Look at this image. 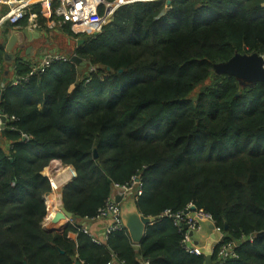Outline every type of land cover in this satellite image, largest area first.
<instances>
[{"label": "trees", "instance_id": "1", "mask_svg": "<svg viewBox=\"0 0 264 264\" xmlns=\"http://www.w3.org/2000/svg\"><path fill=\"white\" fill-rule=\"evenodd\" d=\"M58 28L83 40L73 52L84 68L54 61L11 86L1 73L0 264H203L160 216L189 203L237 242L222 260L215 245L212 264H264V82L214 73L236 54L264 55V0L135 1L98 33ZM29 63L15 59L13 75ZM52 160L76 174L61 189L75 221L61 232L42 226ZM135 175L136 209L157 220L137 245L124 226L96 244L76 221Z\"/></svg>", "mask_w": 264, "mask_h": 264}, {"label": "built area", "instance_id": "2", "mask_svg": "<svg viewBox=\"0 0 264 264\" xmlns=\"http://www.w3.org/2000/svg\"><path fill=\"white\" fill-rule=\"evenodd\" d=\"M9 6V11L0 17L1 21H7L11 25H16L19 21L25 17L29 19L28 25L31 29H37L42 25L51 27L53 24L61 26L62 24L69 23L70 29L74 33H87L95 34L101 31L102 27L109 23L115 10L126 3L135 1H153V0H5ZM35 3H46L49 8L47 13V20L43 23L38 21V14L32 11L31 6ZM54 61H69V57L64 55L45 52L38 62L29 63V72L24 75L15 76L12 75L9 78L8 85H17L21 82L27 81L30 75H35L44 71ZM7 81L3 79V75L0 73V91L6 87ZM11 119H15L13 116ZM23 138L27 139L26 135ZM48 180L51 187V192L57 188V183L53 176L48 175ZM141 194V181L138 175L131 178L130 182L124 185L115 184L111 195L106 199L104 205L98 209L95 218L104 219L107 221L101 236H95L88 232V230L82 226V231L87 233L93 242L96 244H104L107 241L109 235L123 227L121 219V205L115 202V195H120L123 199L131 198L136 199ZM160 216H167L173 220V223L183 228V225H187L184 229V238L182 240L184 249L196 255L203 254L204 247H198L197 243L192 245L193 232L199 227L201 222L207 221L209 224H213V221L208 213H205L202 209H197L192 203H189L184 210L172 212L166 209ZM86 219V218H85ZM66 219H64L65 221ZM68 223L74 224L73 219L67 220ZM212 231L216 232L218 238L211 242V248L217 244H221L218 248L217 255L218 260L225 259L227 257L236 256L234 249L237 247V242L229 240L222 242L224 235L218 228L215 227ZM189 232L192 234L190 235ZM216 242V243H215ZM82 263V262H81ZM76 264V263H75ZM79 264V263H78ZM122 264V263H119Z\"/></svg>", "mask_w": 264, "mask_h": 264}, {"label": "crops", "instance_id": "3", "mask_svg": "<svg viewBox=\"0 0 264 264\" xmlns=\"http://www.w3.org/2000/svg\"><path fill=\"white\" fill-rule=\"evenodd\" d=\"M34 6H37L36 8L39 7L38 9L40 10L38 21L40 22V18L47 19V13H49L48 11L49 6L46 3H35L31 6L32 11H34L33 9ZM8 11H9V6L6 3V1L0 0V17L2 15H5ZM28 22H29V19L27 17H25L23 20L16 23V25H11L7 21L0 22V45L2 43L1 37L8 34L10 31H15L16 35L20 38L19 42L22 43V46L18 45V43L15 44L11 52L8 55L6 54L7 52L5 51V48L1 45L4 49V57H3V62L0 63V73H4V74L9 73V77H11L14 73L13 67L15 66L14 65L15 59H22L23 61H30L31 63L38 62L45 52H53V53L64 55L66 57H70L67 54H65L63 51H61L60 48L51 47V44L54 42V40H52L49 35L50 27L42 25L41 27L37 29H31L30 26L28 25ZM52 26H57L54 29L55 34H60V32H62V30L58 28L59 26L57 24H53ZM24 32L28 33V38L24 37ZM66 36H67L66 43H69L70 37L67 34ZM72 54H74V52ZM61 165L62 164L59 160H52L50 164L46 166L44 170L42 171L43 175L47 177L48 175H51L54 177L56 183L58 182L57 187L59 185V179H61L63 175H66L67 177L65 180H62L63 182H66V183L70 182V179L72 178V175H73V170L71 166L62 165L63 167H66L65 171H63L60 168ZM53 192L54 191H52L51 193ZM47 198H50L52 200V202L49 205L46 202ZM129 199L130 198L123 199L122 202L126 203V201H128ZM44 202L46 205V216L43 219L42 226L44 228L45 227L50 228V229L53 228L54 231H51V232H61V231H56V230H60V227L62 226L61 224L64 223L63 222L64 220L56 224H50V220H51V217L54 215V213L58 211L60 206L62 205V197L59 200H57V198L54 196L49 197L45 195ZM73 221L75 220L73 219ZM76 222L80 223V225L84 226L90 234L95 235V236H101L103 229L107 223L106 220L100 219V218L81 219V220H77ZM212 234L214 235L213 236L214 238L212 239V244H213L214 240L218 238V235L216 234V232L210 229V224L207 221L201 222L199 227L196 229V231L193 232L192 245L197 243L198 247L202 248L203 246H206L207 243L211 240ZM68 237L71 239H74L75 234L69 233Z\"/></svg>", "mask_w": 264, "mask_h": 264}, {"label": "water", "instance_id": "4", "mask_svg": "<svg viewBox=\"0 0 264 264\" xmlns=\"http://www.w3.org/2000/svg\"><path fill=\"white\" fill-rule=\"evenodd\" d=\"M169 4V0H166V5ZM24 37L28 38V33L24 32ZM2 43L1 45L5 48L6 54L8 55L13 46L18 43V45L22 46L20 43V38L16 35L15 31H10L8 34L1 37ZM82 39H77L76 45L78 46L82 43ZM5 54V55H6ZM69 62L74 64L77 69L80 71L82 68L85 67L86 62L78 57L75 53L70 55ZM108 69V68H107ZM214 73L219 76L221 74H228L234 76L241 85H252L258 81L264 82V55H259L256 53L252 54H236L228 61L223 63H218L214 65ZM5 115L0 112V132L2 133V129L5 123ZM96 152L94 151V156ZM73 170L72 178L73 180L76 176L75 170ZM115 202L121 204V219L123 222V226L127 230L128 236L133 244L137 245L140 243L141 239L144 236L145 230L148 225L153 224L157 217L151 216H144L140 214L135 206V202L133 199H129L128 201L122 202V197L120 195H115L114 197ZM63 221L60 230L62 231L63 224L65 225L69 219H74L72 213L68 211L63 205L60 206L59 210L54 213L51 217L50 224H56L60 221ZM183 229L187 228V225L182 226ZM46 228V227H45ZM214 225L210 224V229H213ZM46 231H54V229L46 228ZM191 235L192 233L189 232ZM264 231L259 232L256 236H263ZM214 235L212 234L211 240L207 243L204 247L203 255H204V263L203 264H212V248L211 242ZM196 244V243H195ZM76 264H78L76 262Z\"/></svg>", "mask_w": 264, "mask_h": 264}, {"label": "rangeland", "instance_id": "5", "mask_svg": "<svg viewBox=\"0 0 264 264\" xmlns=\"http://www.w3.org/2000/svg\"><path fill=\"white\" fill-rule=\"evenodd\" d=\"M57 26H52L49 28V35L51 37L52 40H54V42L51 44V47H57V48H60L61 51H63L65 54H67L68 56H70L73 51H74V47L77 46L75 45L76 44V39L73 37V36H69L70 39H69V43H66L67 41V36L64 32H60V34H55L54 33V29L56 28ZM62 33V34H61ZM76 40V41H75ZM60 168L65 171V168L66 167H63L62 165L60 166ZM64 177V176H63ZM65 180V177L64 179ZM61 181V180H60ZM66 182H63L61 181L58 185V187L56 189H54V192L50 193L47 195V196H54L57 198V200H59L61 198V189L63 187V185L65 184ZM55 194V195H54Z\"/></svg>", "mask_w": 264, "mask_h": 264}, {"label": "bare ground", "instance_id": "6", "mask_svg": "<svg viewBox=\"0 0 264 264\" xmlns=\"http://www.w3.org/2000/svg\"><path fill=\"white\" fill-rule=\"evenodd\" d=\"M71 173H72V171H71ZM64 177H65V179L67 178L66 177V175H63ZM61 177V179H59V183L64 179V177ZM68 177H69V175H68ZM61 180V181H60ZM58 183V182H57ZM55 195V194H54ZM49 197H51V196H49ZM47 204L49 205L51 202H52V200L50 199V198H47ZM57 203V202H56ZM49 212H51V211H49Z\"/></svg>", "mask_w": 264, "mask_h": 264}]
</instances>
